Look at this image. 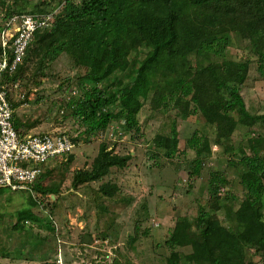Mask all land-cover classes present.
<instances>
[{
	"label": "trees",
	"instance_id": "obj_1",
	"mask_svg": "<svg viewBox=\"0 0 264 264\" xmlns=\"http://www.w3.org/2000/svg\"><path fill=\"white\" fill-rule=\"evenodd\" d=\"M27 4L14 8L0 0L2 7L7 6L8 19L14 14L56 12L48 26L34 33L27 57L16 71L0 78L15 111L10 86L23 75L26 64L38 58L39 73L50 56L52 60L67 53L77 66L87 60L80 78L82 95L66 104L85 127V134L106 131L114 114H124L126 128L138 132V115L145 100H150L155 110L177 105L188 108L190 114H201L220 140L230 141L240 125L252 128L260 121L264 127V115L251 113L242 95L251 60L228 58L234 34L249 42L264 76V0H39L30 10ZM136 48L144 54L137 51L132 55ZM14 125L19 134H26L19 128L16 112ZM72 140L76 143L78 138ZM154 140L164 157L172 159L179 153L175 123L168 134H159ZM187 146L196 153L191 173L198 175L211 149L205 147L197 131ZM248 150L238 160H230L229 166L239 170L249 205L228 214L231 224L224 225L217 213L226 205L218 195L229 181L225 174L212 172L209 210L201 209L194 221L180 219L177 227L181 235L174 234L167 245L175 248L181 236L194 227L204 258L200 264H255L249 255H264V136L259 133L248 139ZM130 159V154H115L102 143L91 167L76 171L72 184L102 180L113 167L125 168ZM42 177L34 182L32 191L55 193L40 183ZM116 192L115 184L102 183L103 196L113 197ZM17 215L22 223L38 220L32 211ZM21 225L18 222L14 228L22 229L24 223ZM48 227L54 229L51 224ZM176 256L173 251L168 263L175 264Z\"/></svg>",
	"mask_w": 264,
	"mask_h": 264
},
{
	"label": "rangeland",
	"instance_id": "obj_2",
	"mask_svg": "<svg viewBox=\"0 0 264 264\" xmlns=\"http://www.w3.org/2000/svg\"><path fill=\"white\" fill-rule=\"evenodd\" d=\"M38 1L7 0L14 8L30 3L28 10ZM6 13L7 6L0 5V32L8 20ZM132 51V55L137 51L144 54L139 48ZM228 58L251 60L242 95L251 113L264 115V76L258 71L249 42L233 34ZM37 63L38 58H33L10 86L21 132L60 131L78 141L71 161L65 157L44 169L40 183L55 189V193L0 191V264H169L173 251L177 253L175 264H200L204 258L196 244L194 227L184 238L181 236L175 248L167 245V240L174 234L181 235L177 227L180 219L194 221L201 209L209 210L212 172L225 174L229 181L218 195L226 205L217 213L224 225L231 224L228 214L249 205L239 170L229 166V161L249 151L248 139L259 133L264 136L261 122L252 128L238 126L230 141L221 139L223 144L201 114H190L188 108L177 105L166 111L155 110L151 101L145 100L138 115V132L126 128L124 114H114L106 131L85 134V127L66 104L82 95L80 78L86 72L87 60L77 66L67 53H61L52 60L50 56L39 73ZM173 123L178 131L179 153L168 159L158 151L154 139L168 134ZM196 131L211 155L202 171L192 175L196 153L188 148L187 141ZM102 143L115 154H130L128 165L123 169L113 167L102 180L74 186L75 172L91 167ZM226 146L233 149L226 150ZM106 182L117 186L113 197L101 193ZM24 210L32 211L38 220H23L22 229L14 228L18 222L23 224L17 214ZM249 256L255 264H264V255Z\"/></svg>",
	"mask_w": 264,
	"mask_h": 264
},
{
	"label": "built area",
	"instance_id": "obj_3",
	"mask_svg": "<svg viewBox=\"0 0 264 264\" xmlns=\"http://www.w3.org/2000/svg\"><path fill=\"white\" fill-rule=\"evenodd\" d=\"M56 12V10H55ZM55 12L14 14L0 32V78L23 62L34 33L54 19ZM15 109L6 85H0V189L32 191L45 167L73 153L76 143L64 132L19 134Z\"/></svg>",
	"mask_w": 264,
	"mask_h": 264
}]
</instances>
